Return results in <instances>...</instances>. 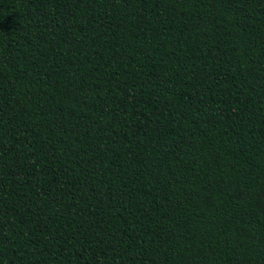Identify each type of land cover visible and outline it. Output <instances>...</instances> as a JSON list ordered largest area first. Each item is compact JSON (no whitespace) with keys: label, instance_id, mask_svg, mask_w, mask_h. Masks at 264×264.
Returning a JSON list of instances; mask_svg holds the SVG:
<instances>
[{"label":"trees","instance_id":"1","mask_svg":"<svg viewBox=\"0 0 264 264\" xmlns=\"http://www.w3.org/2000/svg\"><path fill=\"white\" fill-rule=\"evenodd\" d=\"M0 264H264V0H0Z\"/></svg>","mask_w":264,"mask_h":264}]
</instances>
